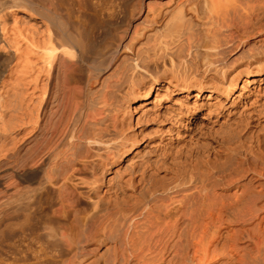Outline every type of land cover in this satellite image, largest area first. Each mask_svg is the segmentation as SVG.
<instances>
[{"label": "bare ground", "instance_id": "obj_1", "mask_svg": "<svg viewBox=\"0 0 264 264\" xmlns=\"http://www.w3.org/2000/svg\"><path fill=\"white\" fill-rule=\"evenodd\" d=\"M218 253L264 264V0H0V264Z\"/></svg>", "mask_w": 264, "mask_h": 264}, {"label": "rangeland", "instance_id": "obj_2", "mask_svg": "<svg viewBox=\"0 0 264 264\" xmlns=\"http://www.w3.org/2000/svg\"><path fill=\"white\" fill-rule=\"evenodd\" d=\"M113 29V26L111 27V30ZM102 44L98 43V46H97V50H99L101 48ZM217 258V259H216ZM216 259V260H215ZM226 259V260H225ZM229 259L227 257H225V255L223 256L222 254L218 253L215 258H214V261L212 264H230V262L228 261ZM226 261V262H225Z\"/></svg>", "mask_w": 264, "mask_h": 264}]
</instances>
